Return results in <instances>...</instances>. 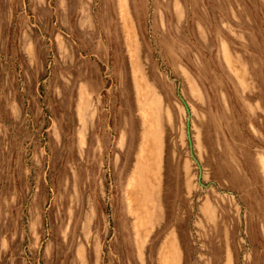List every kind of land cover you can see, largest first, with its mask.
I'll return each mask as SVG.
<instances>
[{"label":"rangeland","instance_id":"rangeland-1","mask_svg":"<svg viewBox=\"0 0 264 264\" xmlns=\"http://www.w3.org/2000/svg\"><path fill=\"white\" fill-rule=\"evenodd\" d=\"M0 264H264V0H0Z\"/></svg>","mask_w":264,"mask_h":264},{"label":"water","instance_id":"water-1","mask_svg":"<svg viewBox=\"0 0 264 264\" xmlns=\"http://www.w3.org/2000/svg\"><path fill=\"white\" fill-rule=\"evenodd\" d=\"M182 101L188 111V120H187V136H188V142H189V146H190V152H191V155L192 157L197 161L198 163V160L196 159V157L194 156V153H193V149H192V138H191V133H190V110H189V107L186 103V101L182 98ZM199 164V163H198ZM202 183V182H201Z\"/></svg>","mask_w":264,"mask_h":264},{"label":"bare ground","instance_id":"bare-ground-1","mask_svg":"<svg viewBox=\"0 0 264 264\" xmlns=\"http://www.w3.org/2000/svg\"><path fill=\"white\" fill-rule=\"evenodd\" d=\"M147 206H149V204H148ZM139 207H140V209H143V208L145 207V204H144L143 202H140V203H139ZM142 207H143V208H142ZM144 210H147V209L144 208L143 211H142V212H143V215H142L141 218H143V219H145V215L147 214V213L144 212ZM166 260H167V259H166Z\"/></svg>","mask_w":264,"mask_h":264}]
</instances>
